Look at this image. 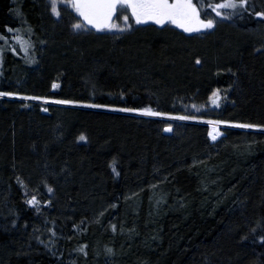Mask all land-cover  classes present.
<instances>
[{
    "label": "trees",
    "instance_id": "trees-1",
    "mask_svg": "<svg viewBox=\"0 0 264 264\" xmlns=\"http://www.w3.org/2000/svg\"><path fill=\"white\" fill-rule=\"evenodd\" d=\"M45 1L0 0V91L85 107L44 114L0 97V264H264V128L214 143L175 118L264 125V0L189 35L133 19L76 34L68 3L56 20ZM214 92L221 107L204 110ZM157 187L184 210L152 221Z\"/></svg>",
    "mask_w": 264,
    "mask_h": 264
},
{
    "label": "snow or ice",
    "instance_id": "snow-or-ice-1",
    "mask_svg": "<svg viewBox=\"0 0 264 264\" xmlns=\"http://www.w3.org/2000/svg\"><path fill=\"white\" fill-rule=\"evenodd\" d=\"M63 2L68 3V5L83 18L85 23H75L72 25L73 28H84L87 25H91L98 31H103L105 29L111 30L112 28H118L120 31H124L132 27L128 23L130 17L134 19L136 24H145L149 21L154 22L157 25H164L166 22L176 25L182 28L184 32L193 33L200 32L202 29H212L215 27L216 20L212 16L208 15L207 9H211L215 13V16L221 18H231L232 14H235L238 10H246L249 6L248 0H219V2L213 3L212 0H63ZM51 8L56 16L60 13L57 10V0H52ZM120 10L122 14V19L125 23L124 28H120L119 25H114L111 23L113 16ZM224 9L233 10L232 13L225 16ZM202 11L204 12V18L201 17ZM257 17L264 18V11H256L254 13ZM9 32L13 30L8 29ZM0 39H7L6 37H0ZM15 39L23 45L24 40L21 36L17 35ZM15 50V49H13ZM197 63H200L197 60ZM53 87L57 85L53 84ZM219 90H217L218 92ZM217 92L213 93L212 101L214 104L217 103ZM18 95L13 92H3L0 91V96H14ZM24 99H46L42 97H24ZM58 104H76L78 101L63 99L54 101ZM91 107L107 108L112 107L111 105L104 104H92ZM195 107V106H194ZM47 111V109H44ZM124 112H139L144 115L158 116L166 115L164 113L154 112L150 108H135L126 107L116 109ZM181 120L196 119L192 116H180L175 117ZM216 123H229L228 121H217ZM238 127L245 129L254 128H264V125L257 124H239ZM171 125H168L165 131H171ZM80 140H84L83 135L80 136ZM215 139V136H213ZM115 170V169H114ZM52 189H49L51 191ZM36 201L35 196L32 200L28 201L32 204ZM260 241L264 243V236L260 237Z\"/></svg>",
    "mask_w": 264,
    "mask_h": 264
},
{
    "label": "rangeland",
    "instance_id": "rangeland-1",
    "mask_svg": "<svg viewBox=\"0 0 264 264\" xmlns=\"http://www.w3.org/2000/svg\"><path fill=\"white\" fill-rule=\"evenodd\" d=\"M47 4L49 2V0H46L45 1ZM50 2H52V0H50ZM213 3H215V0H212ZM61 4H67L65 2H63V0H57V10L59 11V7L58 6H61ZM225 15H227L228 11H233L231 9H224L223 10ZM207 13L208 15L212 16L213 18H217V16H215V13L211 11V9H207ZM52 15L56 18V20L59 19L60 15L59 16H56L53 12H52ZM78 15V14H77ZM201 17L204 18V12L202 11L201 13ZM78 18L80 19L79 15H78ZM221 18V17H219ZM131 18L129 19L128 23L129 24H132L131 23ZM134 20V19H133ZM82 23L81 22V19L80 21H76L74 22L75 23ZM135 22V21H134ZM112 24L114 25H119L120 28H124L125 27V23L122 19V14L120 12V10L118 9L117 12L115 13L114 15V19L113 21L111 22ZM146 24H153V25H157L155 24L154 22L152 21H149L145 24H136L137 26H144ZM159 27H163V26H169V27H173L174 29H177L178 31L180 32H183L185 34H192V33H187V32H184V30L182 28H179L177 27L176 25L174 24H171V23H165L164 25H157ZM86 29V27L84 28H73L72 25H71V30L73 32H75L76 34H81L84 30ZM113 32H116V33H119V32H122L120 31L118 28H112L111 29ZM35 43V41H34ZM37 44L39 42H36ZM36 43L34 45H36ZM24 45L27 44V42L24 41L23 43ZM41 45L43 47L44 44L40 43L38 45H36V47H32V45L30 47H32V51H37L35 49L38 48V46ZM12 46L13 47H16V48H21L20 46V43L15 39L13 42H12ZM21 68V71L19 69H16L17 72L15 73V75L17 74H20L22 77H23V80L26 78V75L24 74L26 71L25 70H28L27 68L30 67L31 65L28 64V63H25V62H22V61H18L17 62ZM28 72V71H27ZM9 84H11V82H8ZM57 85V87H53V90L54 91H58L59 88H60V85L57 83L55 84ZM1 98H7L9 100H12V101H22L26 104L27 108H32L33 105H39L40 106V112L41 113H44V114H48V109L47 107L48 106H58V107H63V108H80V107H85L83 105H80L78 103L76 104H70V105H65V104H58V103H55L54 101L55 100H49V99H24V97H27V96H22V95H14V96H0ZM217 103L219 104V106H217V104H214L213 101L211 100L210 104H209V107H207V109H204V110H218L221 105H222V100L220 97H217ZM86 108H93V109H98L97 107H86ZM44 109H47V111H45ZM182 110H185L186 113H189L190 111L188 110V107L187 106H184L181 108ZM189 111V112H188ZM117 113H126V114H132L131 112H124V111H116ZM168 120H175L174 118L170 117V118H167ZM193 120V119H192ZM192 120H182V121H190V122H193ZM217 121H208L207 123L214 129V134L213 136H215V140H217L218 138L221 137L222 133L220 132L221 128H232L234 130H238V131H242V130H245L246 132H250V131H258L257 129H245V128H241V127H238L237 125H233V124H225V123H216ZM217 138V139H216ZM215 169H212V168H206L205 172H210V174H214V171ZM168 196L166 195V193L164 191H162L159 187L157 188H154L153 190V193H152V197H151V203H152V212L150 214V216L155 220H159L163 214H168L169 212H177V211H180V210H184V205L180 202L179 199L175 200L173 203H170L168 202ZM32 200V198L30 199ZM131 202H135V204H138L139 200H136V199H132ZM32 207H35V208H38V207H42V206H47L42 204V202L38 201V199L36 198V201L34 203L31 204ZM136 215V214H135ZM157 233L158 232V229L156 228L152 233L150 232V237L153 238L154 240V233ZM123 236L129 241L130 239H132L133 237V234H132V231H125L123 233ZM134 238V237H133ZM127 241V242H128ZM127 242H125V244L127 245ZM124 244V245H125Z\"/></svg>",
    "mask_w": 264,
    "mask_h": 264
},
{
    "label": "bare ground",
    "instance_id": "bare-ground-1",
    "mask_svg": "<svg viewBox=\"0 0 264 264\" xmlns=\"http://www.w3.org/2000/svg\"><path fill=\"white\" fill-rule=\"evenodd\" d=\"M254 9V8H253ZM252 10V9H251ZM239 13V10L236 12V14ZM54 91V90H52ZM55 92V91H54ZM49 100H54V99H49ZM56 101V100H55ZM49 107V106H48ZM47 107V109H48ZM188 110L190 112H194L195 114H201V110L198 108H193L192 106L188 108ZM48 114H49V109H48ZM198 115H196L198 117ZM193 123H197V124H200L201 126L205 127L206 128V131H207V137L212 141V142H217V140H219L220 138H223L225 136V133L223 132L224 129H231V130H234L232 128H221L220 132L222 133L221 137L220 138H216L217 140L213 139V134H214V129L207 123L208 121H224V120H207V119H204V118H198V119H193L192 120ZM227 121V120H225ZM229 123L228 124H233V125H239L240 123H235V122H230L228 121ZM255 130L257 129L258 131H250V132H262L263 130L259 129V128H254ZM173 130V129H172ZM172 130H171V134H172ZM240 132H246L245 130H242Z\"/></svg>",
    "mask_w": 264,
    "mask_h": 264
},
{
    "label": "water",
    "instance_id": "water-1",
    "mask_svg": "<svg viewBox=\"0 0 264 264\" xmlns=\"http://www.w3.org/2000/svg\"><path fill=\"white\" fill-rule=\"evenodd\" d=\"M81 19H82V22L86 24V22L83 21V18H82V17H81ZM113 19H114V16H113V18H112V21H113ZM112 21H111V22H112ZM86 27H87L89 30H91V31H94V32H100V31L96 30L95 28H93L91 25H87ZM165 135H171V131H165Z\"/></svg>",
    "mask_w": 264,
    "mask_h": 264
}]
</instances>
